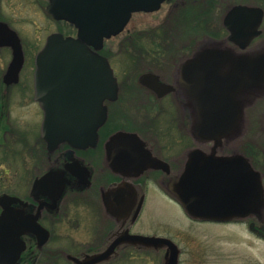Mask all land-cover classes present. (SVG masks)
Masks as SVG:
<instances>
[{
    "label": "water",
    "instance_id": "water-1",
    "mask_svg": "<svg viewBox=\"0 0 264 264\" xmlns=\"http://www.w3.org/2000/svg\"><path fill=\"white\" fill-rule=\"evenodd\" d=\"M166 1L50 0L47 12L78 30L76 37H65L61 33L50 35L36 56V100L45 112L42 136L51 147L64 142L75 148L95 144L98 130L107 119L103 102L107 98L116 100L119 89L109 60L99 52L106 39L125 30L134 13L159 11ZM262 20L261 8L234 6L225 17L229 31L227 41L242 52L230 47H209L183 65L181 84L196 104L195 135L198 140L214 141L218 145L234 134L243 117L241 97L264 88V51L246 52L250 43L261 35ZM3 47L12 49V61L4 81L8 85L16 84L25 63L22 40L7 23L0 21V48ZM139 82L160 97L175 91L174 86L162 83L154 73L141 75ZM87 110L93 114H88ZM111 140L112 143H126L124 147L128 150H132L131 141L138 143L146 152L145 165L140 172L165 165L152 157L136 134L118 132ZM119 149L115 148L116 156L120 154ZM131 156L130 162L139 161L134 151ZM128 159L125 155V160ZM173 187L180 205L198 221L221 223L246 219L260 215L264 205L261 174L243 157L207 155L196 149ZM14 202L15 199L8 195L0 197V204L5 209L0 219V264H11L13 255V260L17 261L22 253L11 250L22 242L8 243L4 238H21L26 232H44L40 226L23 227L12 223L11 219L5 222L10 213L9 206ZM249 228L264 238V232L255 222L250 223ZM128 240L153 248L166 247V264L180 263V249L169 238L132 235Z\"/></svg>",
    "mask_w": 264,
    "mask_h": 264
},
{
    "label": "rangeland",
    "instance_id": "rangeland-1",
    "mask_svg": "<svg viewBox=\"0 0 264 264\" xmlns=\"http://www.w3.org/2000/svg\"><path fill=\"white\" fill-rule=\"evenodd\" d=\"M239 4L264 8V0H168L158 12L134 14L121 35L105 42L102 53L109 57L122 85V100L126 103L132 98V104L125 106L124 119L118 117L121 122L117 128L140 129L158 143L168 158L181 155L188 148L203 147L202 141L193 139L185 128L176 97L155 103L141 89L139 77L151 68L165 81L176 85L174 61L183 57L185 64L197 49L214 46L211 39H224L227 36L222 31L224 12ZM47 5L48 0H0V21L18 33L26 56L19 84L9 86L4 82V76L12 60V51L0 49V124L4 131L8 130L2 141L4 146L0 148V195L15 190V172L19 171L23 177L30 173L33 148L42 147L40 125L43 116L33 102L35 57L49 35L76 34L72 26L48 15ZM255 44L258 48L254 53L257 49V52L264 51V34ZM192 47H195L194 52ZM180 81L182 83L181 78ZM250 100L253 102L248 107V127L244 130L243 140H255L260 151L264 149V93L252 95ZM138 121H141L140 125L136 123ZM229 145L234 147L235 141ZM174 183L170 189L147 183V204L135 228L137 231L173 240L181 252L179 264H264V238L249 228L250 223L255 222L264 232V205L260 215L246 219L221 223L198 221L191 218L178 202ZM82 210L76 205L70 208V219L80 217L81 228L76 227L74 220L56 228L57 236L64 237L61 243L72 250L76 249L72 239L91 235L90 215L87 213L85 224L86 215ZM166 255L164 247L147 246L145 253L130 252L115 264H166Z\"/></svg>",
    "mask_w": 264,
    "mask_h": 264
},
{
    "label": "flooded vegetation",
    "instance_id": "flooded-vegetation-1",
    "mask_svg": "<svg viewBox=\"0 0 264 264\" xmlns=\"http://www.w3.org/2000/svg\"><path fill=\"white\" fill-rule=\"evenodd\" d=\"M239 5L261 8L263 10V20L260 26L262 33L250 43L246 50V52L254 53L253 51L258 48L255 44L256 40L264 34V29H262L264 25V8L257 5ZM234 6H231L224 12L225 14L222 19V31L226 32L227 36L220 41L214 38L211 39L214 43L212 47L219 44L217 45L218 47H230L235 51L242 52L238 46L227 41L229 31L225 26V17ZM209 47L199 48L201 50L197 49L196 52H201ZM194 49L195 47L191 48L193 52ZM197 53L193 54L189 61ZM101 54L106 56L102 52ZM107 58L109 59V57ZM182 58L180 57L177 61H174L175 65L173 69L176 71L178 81L175 83L176 85H173L175 91L160 97L158 93L146 86L141 85L140 87L145 93L147 92L151 99L155 100V103H158L156 102L158 100L162 101L168 97L175 96L181 107L185 128L190 131L192 138L195 139L197 121L196 104L193 96L189 94L180 81L184 65ZM111 66L114 68L112 63ZM34 73L35 70L33 72L32 87L33 102L38 105L44 118V111L35 98ZM160 81L170 84L161 76ZM18 84H12V86ZM118 84L117 99L111 100L107 98L103 102V105L107 108V120L98 130V140L94 145L87 146L86 148H75L69 143L64 142L51 147L42 137V120L40 125L42 147L38 149L37 145L38 150L33 148L34 150L32 149L33 151L30 156L31 169L34 171L32 172L30 169V173H25V177L22 174L20 175L19 171L15 172L14 180L17 181L15 190H12L11 193L5 192L0 197L8 195L15 199V202L9 206L10 213L5 222L11 219L12 223L23 227L32 228L40 226L44 232H40V234L26 232L21 238H17L16 236L4 238L8 243L13 242L15 244L22 242L21 245H15L11 249L12 251L21 250L22 252L17 261L13 260L15 258V255H13L10 261L11 264H115L124 258L125 254L127 255L130 252L145 253L146 244L131 242L128 239L132 235L147 236L135 229L140 223L141 215L147 204V183L154 184L155 187L159 188L164 185L170 189L171 184L182 176L189 162L190 154L196 149L203 151L207 155L243 157L254 170L261 174L264 184V162L261 158L264 155V149L262 148L261 152L258 151L261 147L258 149L259 144L255 140H243L244 130H247L248 127V107L253 102L250 100V96L264 93V88L259 92L247 93L241 97L244 111L239 128L230 137L223 139L218 144L219 146L214 141H202L203 147L200 148L198 146V148L195 146L193 149L188 148L181 155L168 158L163 155L158 143L156 141L153 142L140 129L117 128L121 122L118 117L122 118V115L126 116L125 106L132 104L131 97L127 100L128 102H123L122 85L119 79ZM79 85H82L81 87L86 86L83 84ZM128 94L131 95L130 93ZM87 112L88 114H93V111L87 110ZM0 119H2V115H0ZM89 121L92 123L91 119ZM136 123L140 125L141 121ZM90 126L91 124H89ZM2 128L3 126L0 124V148L4 146L2 141L5 140L6 133H8V130L4 131ZM118 132L138 135L145 144L144 148L150 151L152 157L164 162V167H151L140 172V169L145 165L146 152L139 147L137 142L131 141V149L138 154L139 161L134 162L131 160L130 162L133 151L128 150V148L125 149L126 143H112V137ZM233 141H235V146L230 147L229 144ZM116 147L118 149L120 147L118 152L120 154L117 156L115 155L117 152L115 150ZM125 155H128V160H125ZM73 205L79 206L85 212V224L88 217L87 213H89L92 229L91 235L85 238L72 239L76 246L75 250L61 243L64 237L61 235L57 236L56 234V228L64 226L67 221L71 222L74 220L76 221V227H82L83 224L80 217L70 219V208ZM4 212V206L0 204V219L3 218ZM19 231L20 229L17 230V232ZM166 250L168 249L166 248Z\"/></svg>",
    "mask_w": 264,
    "mask_h": 264
},
{
    "label": "trees",
    "instance_id": "trees-1",
    "mask_svg": "<svg viewBox=\"0 0 264 264\" xmlns=\"http://www.w3.org/2000/svg\"><path fill=\"white\" fill-rule=\"evenodd\" d=\"M146 71H153V69H151V68H148Z\"/></svg>",
    "mask_w": 264,
    "mask_h": 264
}]
</instances>
